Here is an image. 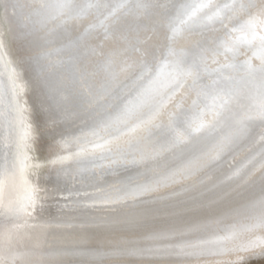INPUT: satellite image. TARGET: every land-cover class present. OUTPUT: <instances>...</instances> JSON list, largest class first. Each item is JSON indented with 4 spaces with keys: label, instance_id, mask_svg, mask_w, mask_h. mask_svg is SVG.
Returning <instances> with one entry per match:
<instances>
[{
    "label": "bare ground",
    "instance_id": "bare-ground-1",
    "mask_svg": "<svg viewBox=\"0 0 264 264\" xmlns=\"http://www.w3.org/2000/svg\"><path fill=\"white\" fill-rule=\"evenodd\" d=\"M0 264H264V0H0Z\"/></svg>",
    "mask_w": 264,
    "mask_h": 264
},
{
    "label": "rangeland",
    "instance_id": "rangeland-1",
    "mask_svg": "<svg viewBox=\"0 0 264 264\" xmlns=\"http://www.w3.org/2000/svg\"><path fill=\"white\" fill-rule=\"evenodd\" d=\"M37 145L40 147L42 158L47 161V164L44 167L46 173L52 174L59 166L58 163H54V157L56 155H59L60 153H63L64 150L59 149L56 144H54L53 142L49 143V141H41L37 143Z\"/></svg>",
    "mask_w": 264,
    "mask_h": 264
}]
</instances>
